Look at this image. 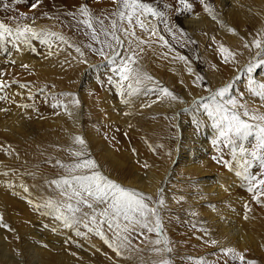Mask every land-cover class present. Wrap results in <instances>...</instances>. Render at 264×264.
Returning <instances> with one entry per match:
<instances>
[{
	"label": "rangeland",
	"instance_id": "rangeland-1",
	"mask_svg": "<svg viewBox=\"0 0 264 264\" xmlns=\"http://www.w3.org/2000/svg\"><path fill=\"white\" fill-rule=\"evenodd\" d=\"M216 1L204 0L202 4L201 0H187V3L191 4L192 7L191 10H186L184 5L180 4L178 0H161L159 4H157L156 0H144V2L154 4L161 9H163L164 4L171 6V10L166 13L171 33L166 31L164 25L158 21L153 20L148 25L149 27L158 25V34L164 35L170 47L159 41L157 35H153L147 44L140 45V48L143 49L142 52L137 49L139 67L143 73L153 77V80L144 81L139 86L140 91L132 95V97L130 96L135 105L132 113L144 108L145 105H155L159 108L165 107L166 110L158 109L154 111L151 119L158 120L166 112V121L165 123L164 121L161 122L156 127V130H145L146 136L139 135V132L144 134L142 129L139 130L138 134L137 132L135 133L138 129H135L133 134L130 131V128L133 129L132 125L126 129V125L119 121H106V116L103 121L101 120L102 125L100 124L97 127L96 123L94 124L96 129L100 131L103 141L116 151L122 152L121 150L125 149L128 155L135 156V153L139 154L142 150H145L152 153L151 155L153 156L160 155L166 161V155L171 151L176 152L179 144L185 142V139L181 136L182 130L176 122V118H174L173 111L169 110L170 103L174 102V100L165 96L161 89L167 88L181 100L182 85H188L189 90L190 87H193L199 96L194 103L179 110L182 115L180 116V121L183 119L186 122L188 131L198 132L200 136L210 138L212 147L211 160L214 162L216 169L225 174L226 180L230 181L226 186L235 188L234 191L238 202L244 207L247 205V208L245 207L241 211L244 214L243 222H247L250 219L253 225L255 223L259 231L257 232V229L252 224H250L251 228H249V225L245 223L244 226L248 227L249 234L248 237L243 239V244L235 245L227 242L226 238L219 232V227L213 225L208 216L200 209L201 206L211 208L212 205L209 203L203 204L201 201L196 203L193 200L191 197L195 189L193 182L191 183L193 185L192 189L184 187L182 179H190V175H185V169L181 166L180 161L176 164V170L172 176L165 178V187L158 189L156 192L147 193L132 185L123 186L112 175L107 174L104 171L105 169L101 170L98 161L89 153L85 145L87 158H91L96 162L98 165L97 170L104 176L125 188L135 189L152 197L153 201L160 197L164 199L165 205L160 208L161 231L158 234L155 230L149 233L146 229H138V231H143L144 235H137V232L131 233L132 247L130 249H120L118 254L117 238L114 236L113 231L108 229L107 224L92 225L90 226L91 230L84 227L83 224L74 225L73 227L64 226L63 222L55 219L54 214H49L50 210L43 207V205L49 199L55 201L63 199L60 195V190L54 185L50 186L49 181L68 175L67 170L59 167L56 161H62L65 165H69L77 159L72 154V151L80 150L81 146L75 143L74 137H81V135L75 134L64 148L56 144L57 150L66 155L65 158L47 159V162L43 163L45 167H48L47 174L40 178L39 188L33 190L34 192L32 191L33 196H38L33 197V199L39 205V210L37 209V211L40 214L39 217L43 219V226L55 233L60 232L61 236L66 237L68 250L72 253L70 255H76L72 258L74 261L78 259L77 262H82L84 258L83 260L90 264H158L163 256L169 259L171 264H241L239 256L234 260L232 253L226 252L227 249L231 248L236 253L244 256L243 264H249V262L264 264V229L263 227L259 229V223L264 226V195L260 196L262 203H257L253 193L247 191V181L244 180L242 175H237L238 172L243 173L244 171L241 167L242 157L240 153L233 156L231 150L223 144L213 145V140L217 139V129L213 118L208 116L207 111L203 107L205 103L209 102L208 97L210 95L214 94L219 88L231 83L232 87L229 94H227L228 96L246 104L252 111L264 113V97L254 95L249 90L250 78L256 81L257 84L264 82V66L257 68L251 76L243 71V67L254 56L256 51L254 48L251 50L245 48V43L251 44L257 33L264 34V0H235L237 8L228 9L226 12L218 10ZM34 3H37V0H0V23L15 28L17 24L26 25L24 24L26 21L22 22L24 18L37 20L38 23L43 24V27L37 30L51 31L62 35L67 43L53 38L52 44L48 45L33 39L30 45H27L29 48L26 54L36 57L45 56L48 59L44 63H48L47 66L49 67L54 65L55 62L64 61L68 66L65 69L63 68L66 72H61L60 77H72L74 71H80L79 78L75 84L69 82L68 89L63 88L62 90H54L52 87L53 82L43 83L42 81L28 79V85H34V87L32 85L31 94L34 97L31 98L30 102L34 103L37 113L45 114V107H52L54 102L61 105H66L70 102L73 106L79 107L81 104L80 94L85 91H89V95L103 96L106 91L110 90L118 98H129L127 82H123V88L118 87V78L111 72V65L104 57L92 50L93 48L101 47V45L91 39V34L84 25L77 24L72 16L67 15V13H77L81 5H87L94 16L104 18L116 8L112 0H41L38 6L33 9L32 5ZM205 5L212 7V15L205 11ZM65 9L68 11L66 15L62 14ZM32 15L34 16L32 17ZM213 15L220 20L210 24L209 17ZM187 16H198L199 19H204L205 22L190 27L185 23ZM78 18L81 17L78 16ZM107 23L108 21L105 20V24ZM229 29H234L235 34L230 32ZM136 35L148 39L147 34L141 31L139 27L136 28ZM100 39L103 40L104 37L101 36ZM2 44L7 47L6 50L9 52L7 54L5 50L4 53L0 50V77H17L16 72L20 69L13 56L15 53L22 55L24 50H17L18 48L13 47L11 42H2ZM70 45L79 47L81 52H83V56L77 53L75 48ZM87 45L92 47L89 48ZM221 45L236 53L235 61L238 63L231 62V58H229L230 62L228 63L223 61V56L219 51ZM181 56L185 57V59L181 60ZM49 69L48 71L52 72ZM85 75L90 77V80L94 78L92 82L95 83L82 81L81 78L83 79ZM197 77H202L203 79L197 80ZM19 81L21 80L14 78V82ZM112 85L116 87L112 88ZM252 87L255 88V85ZM121 91L124 92L123 96L120 95ZM63 93L72 95L65 97L61 95ZM54 97L55 100L53 99ZM73 99H77L79 104H74L72 102ZM180 100L175 102H180ZM66 101L68 102L65 103ZM100 108L105 112V107ZM112 112L113 114L118 113L117 109H113ZM242 118L247 119L245 117ZM125 119H127V116ZM139 140H142L141 145L140 143L138 144ZM243 143L250 153L255 147L256 139L254 136L248 137ZM246 158L251 159L250 156H246ZM123 159L127 162L129 161L126 154ZM249 171L259 177L262 171L259 162L254 161ZM195 191L199 190L195 189ZM234 208L237 209V206L234 205ZM84 211H88V209L85 208ZM150 226L154 228V223ZM98 232H102L103 236L97 234ZM157 239L161 240L162 243L159 245L152 243V241ZM163 241L168 242L167 247L171 251L161 253L154 251V249L164 248ZM212 241H216V243L213 244ZM84 250L88 251L98 263L91 261L80 252Z\"/></svg>",
	"mask_w": 264,
	"mask_h": 264
},
{
	"label": "bare ground",
	"instance_id": "bare-ground-1",
	"mask_svg": "<svg viewBox=\"0 0 264 264\" xmlns=\"http://www.w3.org/2000/svg\"><path fill=\"white\" fill-rule=\"evenodd\" d=\"M216 6L220 12L237 8L235 0H217ZM67 12L65 9L62 14L66 15ZM198 16H187L186 25L193 27L205 22ZM212 17H209L210 24L220 20ZM24 21H26L24 24L36 29L43 27V24L38 23L37 20L33 24L32 18H24L22 22ZM6 48L0 42V50L3 53L5 50L8 54L9 51ZM17 48L24 50L22 55L15 53L16 55L13 56L20 69L16 72L17 77H0V84H3L0 88V97H2L0 98V225H3L0 226V264H90L84 261V258L82 262H77L78 259L74 261L72 258L76 255H70L72 253L68 250L66 237L61 236L60 232L55 233L43 226V219L39 217L40 214L37 211L39 205L33 199L38 196L32 195L33 190L40 186V178L47 174L48 167H45L43 163L50 158L64 159L66 156L57 150L56 144L64 148L75 134H80L85 139V146L98 161L101 170L105 169L107 174L112 175L123 186L132 185L143 192H156L165 187V178L172 176L176 170V164L180 161L185 169V175H190V179H182L184 187L192 189V184H194V188L199 190L196 192L194 189V194L191 195L193 200L196 203L201 201L203 204L212 205L211 208L201 206V211L208 216L213 225L219 227V232L227 242L235 245L243 244V239L249 234L248 227L244 225L247 223L251 228L252 222L250 219L243 222L244 214L241 211L245 208L244 205L238 202L235 188L226 186L230 181L226 180L225 174L216 169L211 160L210 138L200 136L198 132L188 131L186 122L183 119L180 121L182 115L179 110L194 103L199 96L193 87L189 90L188 85H182L180 102L170 103L169 110L173 111L174 118L182 130L181 136L185 139V142L179 144L177 151L169 152V156L165 157L166 161L160 155L153 156L145 150L131 156L125 149H122V152L116 151L104 142L94 123L99 127L100 124L102 125L101 120L103 121L106 116V121H119L126 125V129L132 125L133 129L130 128V131L133 134L135 129H138L135 131L137 134L140 129L144 133L145 130H156V127L163 121L165 123L166 112L158 120L151 119L154 111L166 110L165 107L145 105L144 108L132 113L135 105L130 96L129 98H118L110 90L106 91L103 96L89 95V91H85L80 94L79 107L66 101L65 103H69L66 104L67 110L63 107H45V114H39L34 108V103L30 102L34 97L31 95L33 84L28 85L27 80L53 82L54 90H62L69 86V82L75 84L80 71H74L72 77H60L61 72L63 73L68 66L64 61L55 62L49 67L48 63H44L48 59L45 56L30 55V57L26 54L29 48L27 45L17 42ZM62 64H64L63 67ZM25 65L27 67H24ZM48 68L52 72H49ZM14 78L21 81L14 82ZM81 80L91 83L94 78L90 80V77L85 75ZM21 84L26 87L21 88ZM114 87L116 86L112 85V88ZM100 107H105V112ZM113 109H117L118 113L113 114ZM68 112L72 113L71 117ZM126 116L128 120L125 119ZM139 135L144 136L145 133L139 132ZM141 141L138 144L141 145ZM125 154L129 158L128 162L123 159ZM253 226L257 229L255 223ZM262 227L264 229V226L259 223V229ZM76 251L79 252L77 249ZM80 252L91 261L98 263L88 251Z\"/></svg>",
	"mask_w": 264,
	"mask_h": 264
},
{
	"label": "snow or ice",
	"instance_id": "snow-or-ice-1",
	"mask_svg": "<svg viewBox=\"0 0 264 264\" xmlns=\"http://www.w3.org/2000/svg\"><path fill=\"white\" fill-rule=\"evenodd\" d=\"M40 2L41 0H37L32 8L35 9ZM112 2L116 8L104 18L94 16L87 5H81L77 13H67V15L72 16L77 24L84 25L90 32L91 39L101 45V47L92 50L104 57L111 65V72L118 78V87L123 88V82H127L128 95L132 96L140 91L139 86L144 81L153 80V77L143 73L139 67L137 49L142 52L143 49L140 48V45L147 44L153 35H157L159 41H162L165 46H169L164 35L158 34V25L151 27L148 25L153 20L158 21L164 25L166 31L171 33L166 14L171 10V6L164 4L163 9H161L154 4L144 2V0H112ZM156 2L159 4L161 0H156ZM178 2L184 5L186 10H191L192 6L187 3V0H178ZM203 2L204 0H201L202 4ZM205 11L212 15L213 10L210 5H205ZM212 18L215 19V16L213 15ZM105 20L108 21L107 24H105ZM32 23H35L34 19ZM137 27L147 34L148 39L136 35ZM229 31L235 34L234 29H229ZM101 36L104 37L103 40L100 39ZM53 38L67 43L62 35L55 32L37 30L31 25L17 24L15 28H12L0 23V42H11L13 47H17V42L30 45L33 39L51 45ZM70 46L83 56L79 47ZM87 47L91 48L92 46L87 45ZM244 47L249 50L256 49L254 56L243 67V71L251 76L257 68L264 66V34L257 33L253 42L251 44L245 43ZM219 51L225 63L230 62L229 58H231V62L238 63L235 61L236 53L230 49L221 45ZM180 59L184 60L185 57L181 56ZM202 79V77H197V80ZM249 85V90L254 95L264 97V82L257 84L250 78ZM253 85L255 88L252 87ZM2 87L3 84H0V88ZM20 87L24 88L26 85L21 84ZM231 87L232 85L229 83L219 88L208 97L209 102L203 105L208 116L213 118L217 129V139L213 140V145L223 144L231 150L233 156H236L237 153L241 154V167L244 171L243 173L238 172L237 175L243 176L248 184L247 191L253 193L257 203H262L260 196L264 195V113L252 111L246 104L228 96ZM161 91L174 101L180 100L167 88H162ZM61 95L67 97L72 94L63 93ZM120 95L123 96L124 92L121 91ZM53 99L55 100V97ZM72 102L79 104L77 99H73ZM52 107H63L67 110V105L56 102L52 104ZM68 115L71 117L72 113L68 112ZM252 136L255 137L256 144L249 153L243 141ZM74 141L81 146L80 150L72 151L77 159L69 165H65L62 161H56L59 167L67 170L68 175L49 181L50 186L54 185L59 189L60 195L63 197L59 201L49 199L43 205L50 210L49 214H54V218L62 221L66 227L83 224L84 227L91 230L90 226L92 225L107 224L108 229L113 231L117 238L118 254L120 249L132 247L131 233L137 232V235H144V232L138 231V229H146L149 233L155 230L159 234L162 226L160 208L165 205L164 199L160 197L153 201L152 197L138 190L125 188L107 178L97 170L96 162L87 158L84 139L76 136ZM246 156H250L251 159H247ZM254 161L259 162L262 170L259 177L249 171ZM245 207L247 208V205ZM85 208L88 211H84ZM153 223L154 228L150 226ZM97 234L103 236L102 232ZM152 243L159 245L162 241L157 239ZM163 243V249H154V251L157 253L171 251L167 247L168 242L163 241ZM212 243L215 244L216 241H212ZM226 252L232 253L234 260L239 256L241 264H243L244 256L242 254L236 253L231 248L227 249ZM158 264H171V262L162 256ZM249 264H254V262H249Z\"/></svg>",
	"mask_w": 264,
	"mask_h": 264
}]
</instances>
